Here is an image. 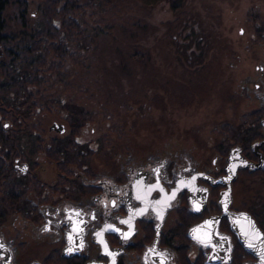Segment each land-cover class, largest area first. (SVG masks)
Wrapping results in <instances>:
<instances>
[{"label": "rangeland", "instance_id": "1", "mask_svg": "<svg viewBox=\"0 0 264 264\" xmlns=\"http://www.w3.org/2000/svg\"><path fill=\"white\" fill-rule=\"evenodd\" d=\"M45 1L25 0L21 10L11 0L6 11L11 79L37 74L40 80L6 89L0 98L31 125L43 120L48 129L64 123V105L73 104L89 118L79 138L100 154L129 141L130 151L141 144L153 150L174 144L195 152L191 140L178 144L176 139L196 129L216 134L222 121L240 124L228 129L230 134L227 128L221 132L226 146L235 143L239 128L247 131L243 116L258 103L240 96L241 85L249 72L254 79L258 75L252 63L256 50L245 45L254 42V21L263 23L264 12L255 13L257 6L264 7L263 0H62L60 8L72 9L76 22L75 36L66 39L76 59L60 62L51 54L41 67V51L23 56L31 46L24 34L35 36L47 27L41 11ZM57 25L62 27L61 21ZM258 28L264 35V24ZM257 34L259 41L264 39ZM36 40L57 41L47 35ZM238 182L235 206L264 222V177H240ZM195 258L193 250L190 259Z\"/></svg>", "mask_w": 264, "mask_h": 264}, {"label": "flooded vegetation", "instance_id": "2", "mask_svg": "<svg viewBox=\"0 0 264 264\" xmlns=\"http://www.w3.org/2000/svg\"><path fill=\"white\" fill-rule=\"evenodd\" d=\"M261 7L256 14L264 12ZM263 24L254 21V42L245 45L256 50L252 63L259 79L246 74L240 94L258 108L248 114L253 116H243L248 129L239 128L229 146L221 132L240 124L222 121L216 134L196 129L176 139L178 144L191 140L195 152L174 144L154 150L141 144L130 151L129 141L100 154L81 141V130L74 137L76 147L69 149L68 116L46 129L43 120L31 125L13 105L0 102V264H193L199 259L204 264L210 249L193 244L187 233L193 224L220 213L218 196L225 187L213 182L225 175L231 149L239 146L254 163L257 152L264 156V144L257 152L255 147L264 141V39L257 34L264 38L258 28ZM240 177H264V169L239 171L233 183L237 211H243L235 206ZM205 196L204 211L195 214V204ZM251 213L264 231V222ZM234 243L236 251L235 237Z\"/></svg>", "mask_w": 264, "mask_h": 264}, {"label": "water", "instance_id": "3", "mask_svg": "<svg viewBox=\"0 0 264 264\" xmlns=\"http://www.w3.org/2000/svg\"><path fill=\"white\" fill-rule=\"evenodd\" d=\"M264 127V119L261 121ZM264 141L255 145L256 152ZM255 151V150H254ZM259 162L249 161L239 146L231 149L225 166L226 173L216 180L214 185L225 187L218 196L220 213L207 216L202 221L193 224L187 233L193 244L207 246L210 251L204 253V264H232L234 261V237L245 253L252 258L242 264H264V231L249 211L233 209V183L237 180L240 170L249 169L254 172L264 169V156L257 152ZM207 205V196L195 204V214L202 213ZM226 220L230 232L222 230V222ZM157 240L159 234L157 233Z\"/></svg>", "mask_w": 264, "mask_h": 264}, {"label": "trees", "instance_id": "4", "mask_svg": "<svg viewBox=\"0 0 264 264\" xmlns=\"http://www.w3.org/2000/svg\"><path fill=\"white\" fill-rule=\"evenodd\" d=\"M61 1L62 0H46L44 2V7H41L42 17L44 16L47 24V27H45L44 31H40L42 33H39L35 36L28 35V33L24 34V36L28 38V40H30L31 46L24 51L25 54L23 56L28 57L31 53L34 54L38 51H41V56L37 61V64L39 65L37 66H45V63L47 62V59H49V56L51 54H53L57 58H60V62L66 61L69 57L76 59V56L70 52L66 41V39L73 38L75 35L71 32L77 30L74 28L76 27V22L74 19H72L73 10L67 9L65 7L61 9L59 6V3ZM14 3L17 7H19V9L22 10L23 5L25 4V0H14ZM10 4L11 0H0V47L2 48V51H0V96L1 94H3V92L6 91V89H16V87L21 84L26 88L27 84H38V81L40 80L38 79L37 74L25 76L19 80L11 79L13 71L11 68L10 58L13 57V54L11 53V51H9V49H7V44L9 41H11V37L5 34L9 29V25L6 20V11L8 7H10ZM53 5H55V7H53ZM56 16L59 17V20H55V18H53ZM58 21H61L62 27L57 25ZM63 30L67 33L63 32ZM43 35L50 36L52 39H55L57 41L47 44L42 43L41 41L38 42L36 39L42 37ZM12 39H14V37ZM40 44L41 47L39 46ZM36 67H33L35 68V72H37L39 69ZM2 78H4L5 80H1ZM0 102L8 104L4 98H0ZM64 108L69 112L67 119L72 127V140L69 141L70 148H68L74 149L76 147L74 137H76L80 130L87 125L89 118L88 115L84 113L83 109L76 107L73 104L64 105ZM254 114L256 113L247 115V118L253 116ZM257 118H260V116H258ZM230 130H228L229 133H232L233 130ZM68 148L66 146V149ZM195 220L196 219L191 222H194ZM223 226L227 227L225 222ZM235 252V258L232 264H242L245 258L250 257L245 253V251L239 244L236 245ZM242 254L244 255V257H241ZM187 264L190 263L187 262ZM193 264H203L202 259L197 260L196 263Z\"/></svg>", "mask_w": 264, "mask_h": 264}]
</instances>
